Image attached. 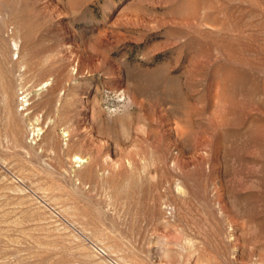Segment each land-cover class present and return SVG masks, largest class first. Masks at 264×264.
Returning <instances> with one entry per match:
<instances>
[{
  "label": "rangeland",
  "instance_id": "obj_1",
  "mask_svg": "<svg viewBox=\"0 0 264 264\" xmlns=\"http://www.w3.org/2000/svg\"><path fill=\"white\" fill-rule=\"evenodd\" d=\"M0 264H264V0H0Z\"/></svg>",
  "mask_w": 264,
  "mask_h": 264
}]
</instances>
